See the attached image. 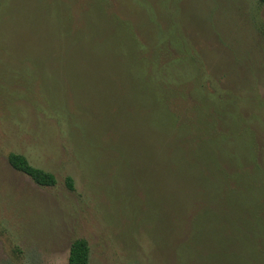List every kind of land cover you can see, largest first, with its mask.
<instances>
[{
    "label": "rangeland",
    "instance_id": "1",
    "mask_svg": "<svg viewBox=\"0 0 264 264\" xmlns=\"http://www.w3.org/2000/svg\"><path fill=\"white\" fill-rule=\"evenodd\" d=\"M263 31L258 0H0V264H67L76 238L89 264H246L262 188L215 162L254 154L264 184Z\"/></svg>",
    "mask_w": 264,
    "mask_h": 264
},
{
    "label": "trees",
    "instance_id": "2",
    "mask_svg": "<svg viewBox=\"0 0 264 264\" xmlns=\"http://www.w3.org/2000/svg\"><path fill=\"white\" fill-rule=\"evenodd\" d=\"M258 1L259 3L264 2V0H258ZM263 34H264V31H263ZM167 65L168 64H166L165 66ZM164 81L171 82L170 80H166V79H164ZM177 85L178 84H176L175 86ZM159 89L161 90L160 92H166L163 90L160 84H159ZM213 96H215V94L212 95L211 97ZM165 97L166 95L164 96V98ZM208 100H211V99L209 98ZM213 106L214 107L210 108L211 112L207 111V108L204 107V109L207 111L206 114H208V117H209L208 118L209 121H207L208 125H210L211 127H215L218 122H224V124L227 125V131L216 132V133H213L211 136H219V135L222 137L231 136L233 127L230 126V120L233 117L238 118V122H239L238 128H242V125L245 124L244 122H242L243 118H241L240 113L238 112L237 108H235L234 110H230V111H226V110L224 112L222 111L221 114L223 115L224 119H222V121L217 120L216 113L215 115L213 114V111L216 110V108L220 106V102L218 100L217 94L214 98ZM196 125L201 126V124L197 122H196ZM184 126L186 127V125ZM236 131L238 133H242L244 135L249 136L248 144H249V147L253 149V144H254L253 137L249 135L250 133L248 134V132L240 131L239 129H236ZM187 133L189 132L187 131V128H186V132H184V134L187 135ZM253 153H254V149H253ZM7 160L9 164L15 170L27 175L39 186L50 187L56 184V178L52 172H49L47 170H44L42 168L32 165L29 162V160L26 158V156H24L21 153L10 152L7 156ZM219 160H217L218 162H215L217 163L216 167L219 171V175L223 176L225 179V181H223V186H225L227 191H229L230 189H237V188L243 187L244 185H246L250 190L252 189V191H254L257 187L262 188V194H260L259 196L256 197V199H254V209L252 210L251 214L248 217L249 221H252L251 226H249V223H246V221H241L239 225L241 236L245 239V241L250 243V246L255 251L251 253L250 256L240 254L236 256L234 259H231V262L237 260L238 257H242V259L246 261V264H264V249L261 247H258V243H257V242H260V245L264 244V184H262L263 177L262 175H260L259 171H256L254 176L251 175L248 181L246 177L242 175L244 165L254 160V154L250 158L239 157V159L234 158L232 161H229V162L227 161L219 162ZM221 163L229 164L230 167L233 169V171H230L229 173L225 172L222 168ZM236 167H238L237 170H236ZM235 181H236V186L235 185L231 186L232 182H235ZM65 182H66L68 189L70 190L74 189L73 179L70 176L66 177ZM218 184L222 185L221 183H218ZM89 254H90V248H89V244L87 240L84 238H76L70 244L67 264H89Z\"/></svg>",
    "mask_w": 264,
    "mask_h": 264
}]
</instances>
